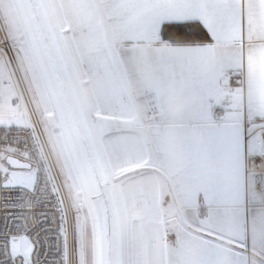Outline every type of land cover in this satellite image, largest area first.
<instances>
[{"label":"snow or ice","instance_id":"snow-or-ice-1","mask_svg":"<svg viewBox=\"0 0 264 264\" xmlns=\"http://www.w3.org/2000/svg\"><path fill=\"white\" fill-rule=\"evenodd\" d=\"M37 3L44 14L55 6L64 15L27 35L12 24L0 27V90L14 88L17 70L36 86L60 81V87H46L40 95L38 116L47 131L52 126L53 100L80 83L90 86L93 99L85 110L83 127L91 145H100L97 156L104 163L106 186L109 179L121 175L129 188L149 180L146 170L167 161L168 130L158 121L173 118L175 122L178 117L177 146L186 166L173 181L180 203L177 251L191 236L189 229L198 225L204 237L200 264H212L220 230L238 219L233 203L241 192L246 204L264 205V0ZM171 36L187 37L193 43L152 59L143 55L145 44ZM41 45L50 47L51 56L27 67L25 62L31 61ZM7 71L9 75L4 74ZM17 99L0 94V139L7 140L15 129L13 144L24 145H5L18 156L0 153V160L5 161L0 163V193L6 194V207L30 209L29 201L35 197L43 211L35 222L22 212L5 214L0 224V264H69L73 253L76 264H86L88 250L79 227V210L73 208L69 217L48 174L33 162L37 158L29 142L36 139L34 125L26 108L13 103ZM128 122L137 124L136 135L119 134ZM21 132L29 135L22 137ZM228 155L235 161L230 180L220 168L196 166L200 158L219 161ZM79 162L78 155H71L64 168L70 174ZM201 201L207 210L203 218ZM188 210L194 211L195 224L188 219ZM89 211L94 214L92 264H117L107 252L106 239L109 225L120 212L118 201L109 196L103 206ZM257 221L260 228L254 229L252 241L264 256V209L253 218L254 224Z\"/></svg>","mask_w":264,"mask_h":264},{"label":"crops","instance_id":"crops-1","mask_svg":"<svg viewBox=\"0 0 264 264\" xmlns=\"http://www.w3.org/2000/svg\"><path fill=\"white\" fill-rule=\"evenodd\" d=\"M34 1L36 3L37 0ZM36 6L39 7V12L42 17L44 14L42 6L39 3H37ZM81 11L85 10L81 9ZM45 15L49 16V18H53V22H57L59 18L61 19L64 15V12L62 9L52 6L48 9L47 14ZM190 43H193V41L188 40V42L185 43H172L163 40L158 43L145 44L142 51L146 58L152 59L171 54L177 47ZM82 85L85 88V97L83 98L84 100L80 99L82 105L80 110L82 115L81 118L84 119L85 110L93 99V90L90 86L84 83H82ZM221 88H226V86L222 84ZM212 94L219 95L215 90H212ZM221 99H223V97ZM158 123L162 128H167L168 130L169 143L167 145V161L153 169L146 170L151 178L145 182L137 184L136 190H133L132 187L129 188L128 180L123 175L113 177V183L115 185L118 184V188L113 186L112 191L114 192L115 189L114 198L119 201V215L122 214L121 211L123 210V207H129L133 199L136 200L135 204L138 205L139 198L133 197L134 193L137 192L143 205L142 207H139L141 210L138 213L139 215L144 217L162 215L161 217H166V219L158 221L159 225L165 224V228L162 230L159 229L160 231L158 230L156 235L159 239L158 245H160L155 251L157 264H200L203 255L204 246L202 241L204 237L198 225L189 229L191 236L186 238L182 249L177 251L176 245L175 230L179 218L178 210L180 209V203L173 187V181L178 175L183 173L186 166L177 146V141L180 135L179 118L176 117L175 122L173 121V118H162ZM122 127L124 130L119 133L120 135L132 136L136 135L138 132L137 124L135 122H128ZM92 150L93 152L96 151L97 154L101 151L100 145L97 144ZM140 155V153L136 154L137 157ZM100 161L101 160L99 159L104 176V163L101 165ZM234 163V159L231 155H228L219 161L200 158L196 161V166L203 170L220 168L230 180L232 178L231 172ZM150 197L152 199L159 198L158 203L154 206L149 204ZM233 207L236 209L238 219L235 223L225 224L220 230L219 238L214 244L212 264H235L236 261H240L242 264H264V256L261 255L259 245L254 246L252 241L254 229L259 230L260 228L258 221L255 224L253 223V218L259 210L264 209V205L260 203L246 204L243 193L241 192L240 196L233 203ZM245 210L247 212V222H245ZM199 211H204V215H206L207 210L203 207L202 201ZM199 214L200 217L203 218L204 215L202 213ZM186 215L189 220L193 221L194 224L196 223L194 211L188 210ZM162 232H165L166 234ZM241 245H246V247H242Z\"/></svg>","mask_w":264,"mask_h":264},{"label":"rangeland","instance_id":"rangeland-1","mask_svg":"<svg viewBox=\"0 0 264 264\" xmlns=\"http://www.w3.org/2000/svg\"><path fill=\"white\" fill-rule=\"evenodd\" d=\"M26 2L27 0H0V17L2 20V25L4 26L5 24H12L14 26H18L26 35L29 34L35 28V24L33 22L32 16L28 12ZM42 18V21H44L42 25L45 23H56V21H52L53 18H49V16H46L45 14H43ZM4 47H7V45H4ZM9 54L11 56V52ZM45 60V52L41 45L33 53L31 61H26L25 64L27 67L32 68L42 64ZM13 67H16L15 61L13 62ZM18 73H20L19 70L16 71L15 75L12 78L14 88L2 89L0 90V94H2L4 97H7V95L9 94L18 97L17 100L13 101V103H16L21 110H24L25 106L23 104V100L18 88L19 84H16L17 79L15 76ZM4 74L9 75L10 71L5 72ZM20 78L25 83L27 92L31 97L38 115V109L42 108L40 100L41 92L46 87H56L55 80L49 82L47 85L42 84L40 86H36L35 84L30 83V77L26 78L21 75ZM67 90L71 95V99H73L72 102L76 108L78 114L77 116L79 117L81 128L86 142L88 143L91 157L96 166L99 179L101 181L104 180L105 182L103 169L100 166L96 151L93 152L92 150L93 146L91 145L89 137L83 127L84 119L81 118L82 115L80 109L82 105L80 103V99H83L85 97V88L83 87L82 83H80L75 88H67ZM53 105L54 112L50 117L52 126L49 127L47 131L44 129L42 124L41 126L49 143L52 154L57 162L65 185L67 196L70 203L73 205L72 209L75 208L79 210V214L81 216L79 227L88 250L86 264H92L94 251L92 238L90 235V228L94 214L89 210L93 207H99L98 204H103L104 199H101V201L103 200V202H101L99 199L94 200L93 196L96 195L97 192L96 186L89 172L88 165L85 163L83 152L73 132L69 117L67 116L66 109L60 96L53 100ZM3 115L5 116V118H7V112L3 113ZM71 155H78L80 162L79 166L73 169L69 174L68 171L64 168V162L65 159ZM100 162L102 165L103 162ZM112 179L113 178L109 179L107 182V186L103 187L106 201L108 200L109 196L115 197V189L113 192L112 187L116 186L118 188V184L115 185ZM132 189L136 190L137 186H132ZM138 195L139 194L135 192L133 197L139 198L137 203L139 206L135 204L136 200L133 199L129 207H123V210L121 211L122 214H118L115 221L111 223L108 228L110 239V256L117 261V264H157L155 251L160 245H158L159 239L156 237V235L159 229L162 230L165 228V224L159 225L158 221L164 220L166 219V217H161L162 215H159L160 217H144L142 215H139L138 213L141 211L139 207H142L143 205ZM158 199L159 198L152 199L150 197L148 203L154 206L158 203ZM73 257L74 264H76L74 253Z\"/></svg>","mask_w":264,"mask_h":264},{"label":"built area","instance_id":"built-area-1","mask_svg":"<svg viewBox=\"0 0 264 264\" xmlns=\"http://www.w3.org/2000/svg\"><path fill=\"white\" fill-rule=\"evenodd\" d=\"M2 20L0 17V27H2ZM3 36V32H0V37ZM4 46V45H3ZM10 56V54H9ZM16 79L19 81V92L21 95V98L23 100L24 109L26 108L27 113L30 114L31 123L34 125V131L36 133V139L35 141L29 142V150L32 152L33 157L37 158L34 159V163H39L41 166V169L45 171L51 182V186L53 187V190L58 191L59 197H61L64 201V206L69 209V217L72 216V204L69 201V198L66 193L65 185L61 176V173L59 171L57 162L52 154V151L50 149L49 143L47 141V138L45 136V133L43 131V128L41 126L39 117L37 115V112L35 110V107L33 105V102L31 100L30 95L27 92L26 86L24 81L20 78V73L16 74ZM226 102V98H223ZM2 132V130H0ZM15 129L13 130V133L8 136V139H0V153H3L5 156L13 155L18 156L19 153L15 152H9V150L5 147V145L13 144V140L16 136ZM22 137H27L29 134L27 132H21L19 133ZM14 147H24L23 142L20 144H13ZM5 163L4 160H0V163ZM5 193H0V224L3 223L4 217L6 213L17 211L22 212L24 215L28 216L30 220L35 222V219L37 215L43 211L41 207L36 206L35 204V197H32L29 203H31L32 207L30 209L28 208H20V209H12L10 207H6L5 200L3 199ZM199 213L204 214V211ZM54 225L52 226V229L54 231ZM51 239V237H49ZM72 239V232L71 229H69V241ZM69 264H74V257L73 254H71V259Z\"/></svg>","mask_w":264,"mask_h":264},{"label":"water","instance_id":"water-1","mask_svg":"<svg viewBox=\"0 0 264 264\" xmlns=\"http://www.w3.org/2000/svg\"><path fill=\"white\" fill-rule=\"evenodd\" d=\"M26 6H27V9H28V12L30 13V15L32 16V19L34 21V24L36 27L38 26H41L43 21H42V17H41V14L39 12V9L37 8L36 6V3L34 0H27L26 2ZM42 48L45 52V57L46 59H48L50 56H51V49L49 46L47 45H42ZM55 84H56V87H60L61 86V82L58 81V80H55ZM63 104H64V107L66 108V112H68L67 116L69 117V120H70V123L71 124V127L76 136V139L81 147V150L83 152V157L85 159V163L88 165V169H89V172L91 174V177L95 183V186H96V195H94V200H97L99 199L101 201V199H104V203L101 205H99V207H101L102 205L105 204L106 200H105V194H104V191H103V187L105 185V182L104 180L101 181L99 179V176H98V173H97V169H96V166L93 162V159L91 157V153H90V150H89V147H88V143L86 142V139L84 137V134H83V131H82V128H81V124H80V120H79V117L77 116V111H76V108L75 106L73 105V102L71 99V95L70 93L68 92L67 89H65L63 95L60 96ZM103 202V200L101 201ZM107 239H108V244L106 246L107 248V252L108 254L110 255V239H109V234H107Z\"/></svg>","mask_w":264,"mask_h":264},{"label":"trees","instance_id":"trees-1","mask_svg":"<svg viewBox=\"0 0 264 264\" xmlns=\"http://www.w3.org/2000/svg\"><path fill=\"white\" fill-rule=\"evenodd\" d=\"M34 22V21H33ZM36 28V26H35ZM188 40H190L189 38L187 37H182V36H171L167 39V41H170L172 43H185V42H188ZM66 109V108H65ZM68 114V112H67ZM72 124V123H71ZM73 127V125H72ZM74 130V129H73ZM103 206V205H102ZM108 244V239H106V246ZM107 249V248H106Z\"/></svg>","mask_w":264,"mask_h":264}]
</instances>
